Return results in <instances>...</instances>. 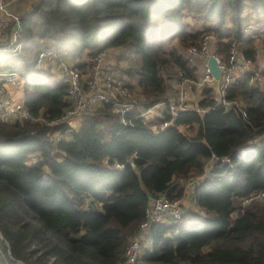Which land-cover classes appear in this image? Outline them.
I'll return each instance as SVG.
<instances>
[{
  "label": "trees",
  "instance_id": "trees-1",
  "mask_svg": "<svg viewBox=\"0 0 264 264\" xmlns=\"http://www.w3.org/2000/svg\"><path fill=\"white\" fill-rule=\"evenodd\" d=\"M247 5L256 14L264 11V0H38L21 16L23 51L1 56L0 71H23L26 105L35 114L53 117L68 104L67 84H52L43 79V69L35 68L40 39L73 58L99 47H122L140 57L136 72H125L130 82L132 73L138 76L139 102L148 107L167 94L158 62L167 60L161 56L165 43L185 34V9L214 21L208 30L216 33L220 52L226 54ZM190 34L196 40L202 31ZM240 43L253 56L252 40ZM167 54L179 67L189 68L175 50ZM237 97L246 117L236 108L189 109L165 127L161 125L171 120L167 114L145 121L129 112L123 123L111 105L103 104L85 113L70 137L58 142L46 126L0 123L2 264H121L150 195L182 196L185 179L193 172L205 174L209 159L215 161L194 193L205 215L153 222L143 258L264 264V201L235 205L236 199L264 189V89L252 73L241 74L229 86L228 98ZM212 103V91L206 88L200 104ZM34 152L40 157L27 162ZM224 157L229 160L222 161ZM237 209L240 213L233 217Z\"/></svg>",
  "mask_w": 264,
  "mask_h": 264
},
{
  "label": "built area",
  "instance_id": "built-area-1",
  "mask_svg": "<svg viewBox=\"0 0 264 264\" xmlns=\"http://www.w3.org/2000/svg\"><path fill=\"white\" fill-rule=\"evenodd\" d=\"M13 1L15 0H0V57L18 55L25 46L23 22L21 15L12 7ZM253 18V21L242 25L240 31L228 39L231 44L226 57L221 55L216 33L210 30L204 31L198 44L190 48L188 59H186L188 67L195 70L194 79L184 75L180 70V82L174 89L175 93L167 94L148 107L140 104V94L125 76L126 72L121 69L116 59L110 55L108 48L99 47L93 50L85 59L86 70L83 71L68 61L69 54L56 53L40 39L35 68H45L48 59L52 56L58 59L61 68L60 80L67 84L66 101L68 104L57 116L51 117L44 112L33 113L26 105L23 94L19 93L24 83V72L1 70L0 123L13 124L28 121L46 126L49 127V137L54 142H58L71 135L85 113L103 104L111 105L123 123H126V114L129 112H137L136 116L142 117L145 121H153L164 114L169 115L171 120L164 122L161 127L169 125L181 111L189 109L205 113L216 106L227 110L236 108L246 117L243 101L238 97L228 98V88L238 76L247 72L253 74L255 82L264 80L262 74L264 69V11ZM245 38L253 42V56H248L241 47L240 41ZM210 57H214L220 67L221 73L218 79L209 67ZM138 86L142 89L139 84ZM9 87L14 88L16 92H10ZM194 87L211 89L213 98L211 106L200 104L204 97L194 105L189 103ZM63 124H68L69 127L60 128ZM247 146L241 148L237 155L239 158L243 156ZM221 160L228 161L229 157ZM118 166L122 165L118 164ZM190 182L196 189L200 181L196 176ZM184 194L185 188L183 195L176 198H170L165 192L150 195L145 217L140 222L135 235L129 239L124 252L125 260L121 264H180L179 262L148 261L143 258V253L151 243L149 233L153 222H172L183 218L185 214L182 204ZM240 201L243 205L253 201H264V189L253 191L240 198Z\"/></svg>",
  "mask_w": 264,
  "mask_h": 264
},
{
  "label": "rangeland",
  "instance_id": "rangeland-1",
  "mask_svg": "<svg viewBox=\"0 0 264 264\" xmlns=\"http://www.w3.org/2000/svg\"><path fill=\"white\" fill-rule=\"evenodd\" d=\"M37 1L38 0H29V1L23 0V1H20L19 4L26 2V3H30L31 7H33L34 3H36ZM254 11L255 10L252 7H250L249 5H247L245 7V9L243 11V17L244 18H243V24L242 25H244L245 23H247L249 21L254 20L253 17H255V15H256V13ZM261 12H263V11H261ZM20 15H22V13ZM226 15H227L226 16L227 27H230V29L233 33V29L235 27H234V23L231 20V14L227 13ZM183 21L185 22V26H184V28L186 29L185 34H182V35L176 34L175 36H173L170 40H168L165 43V45L163 46V48L161 50V54H162L161 56H163V58H167V60L158 62L159 71H160L161 75L164 77L165 85L167 87V94L175 93L176 90H174V89H176V87L178 86V84L180 82V74H179L180 70L183 71L184 75L189 76L191 79H194V76H196L194 69L179 67V65L174 62L173 58L169 54H167V52H171V51L175 50L178 53V55L182 56L185 60L188 59L190 48L193 47L194 45H197L198 41L200 39V37H199L198 39L194 40L193 37L191 36L190 32L194 33L197 31H202V33H203L204 31L211 28L213 26V23H214L213 20L205 18L204 15H202L196 11L190 12L188 8L185 9V16L183 17ZM201 35L202 34H200V36ZM218 41H219V38H218ZM127 47L128 46H126V47L124 46V48H127ZM219 47H220V41H219ZM108 49H109L110 55L115 58V56L112 55V50L110 48H108ZM126 53L127 52H124V50H122V56L127 58L126 59L127 60L126 61L127 66L122 64L121 68L124 67L125 69H128V70L130 69L131 71L133 70L132 72L135 73L137 67L139 66L140 57L137 54H132L130 52H129L130 54L129 53L126 54ZM31 54H33V53H30L29 55H31ZM221 55L223 57H226L227 53L226 54L221 53ZM187 65H188V62H187ZM133 75L134 76L131 77V84L137 90V93L140 94L141 89L138 86L137 75L136 74H133ZM25 83L26 82H25V76H24L23 86ZM256 83H259L260 86L264 89V80H262L260 82H256ZM9 88H10L9 89L10 92H13V91L16 92V90L14 88H12V87H9ZM205 88L206 87H204V88L194 87L192 90L191 96H190L189 103L194 105L202 97H204ZM24 90H25V88L22 90L23 94L25 93ZM135 93H136V91H135ZM141 96H142V94H141ZM65 99H66V97H65ZM192 132H188V133H192ZM36 158H38V156L37 157L32 156L29 159L32 160V159H36ZM196 176H197V173L193 172L187 179H185V181H184L185 194L182 198V204H183V208L185 211L184 216L186 218H191V219H194L195 217H199V215H200V217H202L206 213L202 208H200L197 205L196 200H195V195H194L195 188L193 187L192 183L190 182ZM199 181H201V180H199ZM235 205L237 207H240V208H243L246 206V205L242 204L240 199L235 200ZM239 210L240 209H237L233 212V217L237 216L240 213ZM209 248H210V246L206 247L205 250H207ZM2 255H4V250L0 247V264H2V258H1ZM5 256H6V254H5ZM19 263L24 264L21 261H19ZM179 263L180 264H194V263H191L188 261L179 262ZM5 264H11V263H9L7 261V262H5Z\"/></svg>",
  "mask_w": 264,
  "mask_h": 264
},
{
  "label": "crops",
  "instance_id": "crops-1",
  "mask_svg": "<svg viewBox=\"0 0 264 264\" xmlns=\"http://www.w3.org/2000/svg\"><path fill=\"white\" fill-rule=\"evenodd\" d=\"M19 0H15L12 2V7L14 8V10H16L19 14L22 13V15L26 14L27 11H29L32 7L30 3H22L19 4ZM21 15V16H22ZM110 49L112 50V55L115 56V59L118 63V65L121 67L122 64H124L125 66H127L126 63V57L122 56V47H110ZM38 50V49H37ZM92 53V50L86 51L83 56L78 57V58H73L72 56L68 55V60L70 61V63L75 64L78 68H80L81 70L85 71L86 70V66H85V59L86 57ZM123 68V71H125V68ZM121 68V69H122ZM60 72H61V68L58 62V59L55 56H52L48 59L47 63H46V67L43 68V74H44V78L46 81L52 83V84H57V83H62L60 80ZM126 77L130 78L128 76V74L125 75ZM131 77H133V73L131 74ZM24 89V86L19 90V93H22V90ZM23 94V93H22ZM24 95V94H23ZM80 125V123L78 124V126L76 128H78ZM182 130L188 131V132H192L195 133L196 129H189V126H181ZM70 137V136H69ZM67 137V138H69ZM36 154V155H35ZM32 156L34 157H40V153L38 152H34L31 155H29V158H31ZM32 160H28L27 162H31ZM213 163L212 159H209L206 161L205 163V173L207 174L211 164ZM199 180H202L204 178L203 174L201 175H197ZM203 176V177H202ZM196 218V217H195Z\"/></svg>",
  "mask_w": 264,
  "mask_h": 264
},
{
  "label": "water",
  "instance_id": "water-1",
  "mask_svg": "<svg viewBox=\"0 0 264 264\" xmlns=\"http://www.w3.org/2000/svg\"><path fill=\"white\" fill-rule=\"evenodd\" d=\"M209 67L212 71V73L214 74V76L218 79L220 78V73H221V70H220V67L216 61V59L214 57H210L209 59ZM1 235V233H0Z\"/></svg>",
  "mask_w": 264,
  "mask_h": 264
}]
</instances>
